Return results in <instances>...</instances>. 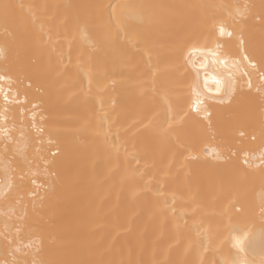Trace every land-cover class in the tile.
Instances as JSON below:
<instances>
[{
	"label": "bare ground",
	"instance_id": "1",
	"mask_svg": "<svg viewBox=\"0 0 264 264\" xmlns=\"http://www.w3.org/2000/svg\"><path fill=\"white\" fill-rule=\"evenodd\" d=\"M261 57L262 0H0V264H264Z\"/></svg>",
	"mask_w": 264,
	"mask_h": 264
},
{
	"label": "snow or ice",
	"instance_id": "2",
	"mask_svg": "<svg viewBox=\"0 0 264 264\" xmlns=\"http://www.w3.org/2000/svg\"><path fill=\"white\" fill-rule=\"evenodd\" d=\"M262 6H264V0H262ZM91 7H94V8H97V9H100L101 12H103V9H104V5H92ZM109 7H111V5H109ZM122 7H124L125 9H127V13H126V19H131V18H136L137 20H141L140 16H139V13L137 11H135L136 9H139V8H146V7H149L147 5H123ZM246 8H248V6L246 5L245 6ZM9 8V5L5 4L4 5V9H5V14H7V9ZM109 22H111V15H109ZM142 22V21H141ZM220 35L221 36H224V35H228L229 37H231L233 35V33L231 32H226L225 29L223 27L220 28ZM220 42L218 41V44ZM240 43V46L241 48L244 50V51H247L246 47H245V41L243 39H241L239 41ZM243 59L244 60H249L251 61L253 59V57L251 56V54H248V55H244L243 56ZM226 62V61H225ZM261 64H264V57H261V61H260ZM255 66V65H253ZM201 67H203V65H201ZM199 77V74L197 73V78ZM262 79H264V74H262ZM6 79L5 76L3 75H0V80H4ZM217 83V88L215 89V92L217 94L220 93L221 91V88H220V81H216ZM30 86V85H29ZM198 87V79H197V85ZM205 89H207V81H205V85H204ZM7 99V97H5ZM208 99H215L214 96H210L208 97ZM203 101L200 99V94H197V103H202ZM241 135H243V133H241ZM261 160H264V153H261ZM261 212H262V216H264V207L261 208ZM53 264H64V262H53Z\"/></svg>",
	"mask_w": 264,
	"mask_h": 264
}]
</instances>
